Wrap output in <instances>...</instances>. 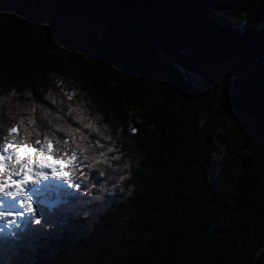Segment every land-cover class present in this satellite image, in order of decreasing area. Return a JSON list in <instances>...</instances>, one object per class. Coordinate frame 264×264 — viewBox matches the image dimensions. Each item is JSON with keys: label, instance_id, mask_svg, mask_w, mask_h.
I'll return each instance as SVG.
<instances>
[{"label": "trees", "instance_id": "1", "mask_svg": "<svg viewBox=\"0 0 264 264\" xmlns=\"http://www.w3.org/2000/svg\"><path fill=\"white\" fill-rule=\"evenodd\" d=\"M9 144L71 182L0 264H264V0H0Z\"/></svg>", "mask_w": 264, "mask_h": 264}, {"label": "rangeland", "instance_id": "2", "mask_svg": "<svg viewBox=\"0 0 264 264\" xmlns=\"http://www.w3.org/2000/svg\"><path fill=\"white\" fill-rule=\"evenodd\" d=\"M72 16L77 26L81 27L84 23L83 18L76 14ZM191 79L192 90L198 91L199 80L195 77ZM62 83L64 85L62 88L68 94L78 89V85L69 80L64 79ZM221 87H223L222 90L226 93L234 89L230 84L229 87H226L224 84ZM219 124L224 126L226 139L231 143L232 149V146L234 147L236 145L235 141H237V136L233 120L230 119V114L227 113V116L220 117ZM224 152L230 164H233L235 150ZM69 166L70 162L68 161L55 162L50 157L45 155L38 156L28 149L14 145L7 146L6 150L0 154V191L1 189L7 190L11 188H6L3 185V181H8L10 177L23 173L24 169H28L30 173L25 175L27 179L23 183L21 181L20 185H15L16 189L21 188V193L17 192L18 198L7 200L4 196L2 202L3 204L7 202L8 206L0 208V233L12 232L20 222H23L29 214L34 197H40L42 202L48 206L55 204L57 201H53L50 193L53 192L56 194L59 189L69 187L70 179L67 174V168ZM33 169H36V171H33ZM38 171L40 172L37 173Z\"/></svg>", "mask_w": 264, "mask_h": 264}, {"label": "bare ground", "instance_id": "3", "mask_svg": "<svg viewBox=\"0 0 264 264\" xmlns=\"http://www.w3.org/2000/svg\"><path fill=\"white\" fill-rule=\"evenodd\" d=\"M29 171V170H28ZM33 171H36V169H33ZM41 171V170H40ZM40 171H38L37 173H39ZM29 173H30V171H29ZM24 181V180H23ZM23 181H22V183H23ZM21 182V181H20ZM7 188V187H6ZM2 190V189H1ZM1 192V191H0ZM21 193V192H20ZM19 197V196H18ZM21 197V196H20ZM3 198H4V196H2V195H0V208H2L3 206H8V204H7V202L6 203H4L3 204ZM6 199V198H5ZM16 199V198H15ZM8 200V199H7ZM12 200V199H11ZM10 203H12V202H10ZM9 203V204H10Z\"/></svg>", "mask_w": 264, "mask_h": 264}]
</instances>
